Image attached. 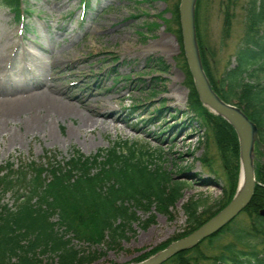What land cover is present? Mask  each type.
Here are the masks:
<instances>
[{"label":"rangeland","instance_id":"374dc122","mask_svg":"<svg viewBox=\"0 0 264 264\" xmlns=\"http://www.w3.org/2000/svg\"><path fill=\"white\" fill-rule=\"evenodd\" d=\"M221 1L224 0H202L199 13V28L212 53L207 59L215 78L229 62L234 64L233 56L244 33L249 2L235 1L231 7L233 16L229 36L223 38ZM173 3L174 0L153 3L147 0H89V7L83 9L79 0H23L21 8L28 11L21 21H17L8 1L0 0V91L23 86V78L15 69L16 65H22L21 62L28 67L27 77L42 80L41 71L35 68V65H41L47 69V78L55 81L63 91L75 89L74 97L87 99L86 95L93 89H108L110 92L104 97L118 99L111 107L122 118L136 104H145L148 100L159 102L161 97L166 100L175 95L173 89L178 90L180 102L173 109L172 118L166 115L163 119L153 120L159 109L165 107L162 100L151 109V114H136L143 116V120H132L136 131L127 128L122 121L114 124L108 118L105 121L107 126H104L108 129L101 130L100 123L93 133L81 134L76 127L78 120L70 116L48 118L54 136L48 131L34 136L27 134L25 122L39 116L40 111H24L20 107L21 100H18L20 95L13 92L10 97H4L6 94L0 96V167L10 164L14 169L25 165L30 168L31 163L47 166L50 159L61 163L75 151L90 157L116 143H127L146 150L155 158L162 156V160L157 159L155 164L185 183L182 198L168 215L153 210V220L149 221V214L138 212L136 217L140 223L131 225L119 248H103L105 256L90 264L135 263V258L185 229L187 218L182 205L187 201L201 204L199 211L210 208L213 212L222 204L226 183L218 151L211 139L207 140L206 127L189 106V90L175 28L172 26L167 30L161 20L168 17ZM151 23L158 26L149 28ZM165 39L171 41L170 50L152 48ZM24 54L22 61L20 58ZM73 67L75 69L71 70ZM121 86L125 88L115 92ZM149 119L152 124L148 130L159 137L165 136L162 142L139 132ZM170 122L174 125L167 129ZM186 124L194 134L184 137V141L190 139L183 149L190 155L182 161L183 153L176 140L188 130L183 128ZM114 125L116 129L113 130ZM176 128L182 130L176 138H170ZM70 130L74 135H70ZM204 156L206 165L200 160ZM260 159L264 165V156ZM3 202L8 207L15 203L10 193L5 195ZM238 219H244L243 215H238ZM40 259L42 264H51L47 256Z\"/></svg>","mask_w":264,"mask_h":264},{"label":"trees","instance_id":"16d2710c","mask_svg":"<svg viewBox=\"0 0 264 264\" xmlns=\"http://www.w3.org/2000/svg\"><path fill=\"white\" fill-rule=\"evenodd\" d=\"M7 1L15 20L21 21L28 11L21 9L23 0ZM179 1L174 0L168 17L161 20L167 30L175 28L189 106L206 127L207 140L211 139L218 151L226 190L222 204L213 212L210 208L199 211L202 205L197 201L183 204L185 229L133 262L153 256L198 229L229 205L238 184L237 135L226 120L209 112L199 101L184 57ZM235 1L220 3L223 38L229 36ZM79 6L87 9L89 0H80ZM201 8L202 0H197L196 40L206 77L223 102L238 107L255 124L259 140L254 147L255 156L264 155L260 149L264 147V0H249L234 64L229 62L217 78L207 59L211 50L199 28ZM157 26L151 23L149 28ZM157 159L161 161L162 156L155 158L142 148L116 143L90 157L75 151L61 163L50 159L47 166L31 163L30 168L25 165L14 169L10 164L0 167V264H42L41 256H47L51 264H90L105 256L103 248H119L131 225L140 223L138 212L149 214L151 221L153 210L168 215L182 198L185 183L155 164ZM200 160L207 164L205 156ZM254 176L252 198L240 213L244 219L236 217L197 246L174 254L162 264H264V217L258 214L264 208V165L257 159ZM8 193L15 202L13 207L3 202Z\"/></svg>","mask_w":264,"mask_h":264},{"label":"bare ground","instance_id":"6f19581e","mask_svg":"<svg viewBox=\"0 0 264 264\" xmlns=\"http://www.w3.org/2000/svg\"><path fill=\"white\" fill-rule=\"evenodd\" d=\"M152 48H162V49H171V41L168 39L163 40L162 42L152 46ZM28 55V54H27ZM22 61L25 59V54L20 58ZM18 60V59H16ZM16 62V61H15ZM22 65H16L15 69L19 77L23 78V86L21 88L0 91V96L2 94L4 97H10V93L13 92L16 96L20 97L18 100H21L20 107L24 111L37 112L40 111V115L36 117H31L25 122V131L27 134L35 135L40 132H49L51 136H54V133L51 129L50 123H48V118H68L70 116H74L77 122V131L81 134L84 133H93L97 126L101 123V130H106L108 128L105 122L108 118L112 120L114 124L118 121H122L125 126L134 131L137 130L135 127L134 121L143 120V116L136 115L141 112H145V115L151 114V109L156 108L159 105V102L164 100V97H161L159 102H155V100H148L145 104H136L131 110L127 113L125 118L122 116H118L115 110L111 107V104H117L118 99L112 97H104L105 94L110 92L108 89L100 90L93 89L90 91L86 97L87 99H82L81 97H74L73 92H76L75 89L68 90V92L63 91L62 88L55 83V81H51L47 78V69L41 65H35V68H39L41 71V75L43 77L42 80H36L34 77H27L28 67L21 62ZM75 69L74 67L71 69ZM125 86L119 87L115 92H120L123 90ZM178 90L173 89L175 93L174 96H169L165 102V107L160 108L158 114L153 117V120L157 118L163 119L166 115L172 118L173 109L177 106V103L180 102L178 94L176 93ZM161 92H159L160 94ZM85 98V97H84ZM17 99V98H15ZM11 100V99H10ZM77 105V106H76ZM168 113V114H167ZM133 115H136L135 117ZM151 119V118H150ZM150 119L142 124V128L139 131L140 133H145L148 137L152 138L155 141L162 142L165 136H157L156 133L149 131L148 126L151 123ZM152 120V119H151ZM174 120V119H173ZM153 122V121H152ZM174 122H170L167 126V129L171 126L173 127ZM183 128H188V130H184L182 137H179L176 140V143L180 144L179 151L183 153L184 161L190 153L186 150H183L188 146L189 140L184 141V137L192 136L194 131H191L190 126ZM113 130L116 129L114 125ZM179 128H176L172 131L170 138H176ZM70 135H74V132L70 130ZM244 189V183L240 181L238 187V193H241Z\"/></svg>","mask_w":264,"mask_h":264},{"label":"water","instance_id":"95a60500","mask_svg":"<svg viewBox=\"0 0 264 264\" xmlns=\"http://www.w3.org/2000/svg\"><path fill=\"white\" fill-rule=\"evenodd\" d=\"M197 0L179 1V24L182 46L189 72L200 102L213 114L222 117L234 129L239 144L240 172L236 193L227 207L212 217L188 236L176 240L155 255L137 263L125 264H162L178 252L195 247L200 241L212 236L233 220L249 204L255 186L254 144L258 142L257 128L236 106L224 103L212 90L202 68L195 33V5ZM240 181L244 189L238 193ZM264 217V208L259 211Z\"/></svg>","mask_w":264,"mask_h":264},{"label":"flooded vegetation","instance_id":"af4514ba","mask_svg":"<svg viewBox=\"0 0 264 264\" xmlns=\"http://www.w3.org/2000/svg\"><path fill=\"white\" fill-rule=\"evenodd\" d=\"M260 157H262V155H259V156H258V159H259V160H261Z\"/></svg>","mask_w":264,"mask_h":264}]
</instances>
